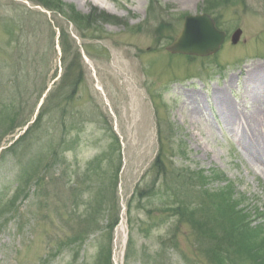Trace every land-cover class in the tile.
<instances>
[{"label":"rangeland","instance_id":"1","mask_svg":"<svg viewBox=\"0 0 264 264\" xmlns=\"http://www.w3.org/2000/svg\"><path fill=\"white\" fill-rule=\"evenodd\" d=\"M62 1L113 20L81 28L35 2L0 0V264H95L107 208L120 215L112 264H210L207 190L231 185L245 222L238 236L264 245V227L253 230L264 226V165L242 145V121L230 125L212 102L221 89L233 108L251 110L246 76L264 65V0L214 8L228 37L206 57L168 48L185 18L215 0ZM115 58L133 71L147 126L132 122L111 81ZM5 106L19 112L13 127Z\"/></svg>","mask_w":264,"mask_h":264},{"label":"trees","instance_id":"2","mask_svg":"<svg viewBox=\"0 0 264 264\" xmlns=\"http://www.w3.org/2000/svg\"><path fill=\"white\" fill-rule=\"evenodd\" d=\"M35 2L38 6L52 12H57L61 15H64L70 19H72L73 23L77 27L81 28H92L93 21L94 23L102 21H111L112 17L105 15L104 13H100V15H95L94 13L84 17L81 14L75 12L74 8L66 3H63L62 0H26ZM226 0H215V1H207L205 2L204 13L214 14V8H218L220 3H226ZM96 17V18H95ZM216 19V17H215ZM217 25L218 20L216 19ZM74 64H72L73 66ZM11 111L6 116V120H11V126L17 120L19 116V112L13 111L12 106H5ZM41 114L37 116V120L34 122V128L41 120ZM13 127V126H12ZM119 142V141H118ZM117 142V143H118ZM118 149L117 145L114 147V151ZM120 149V148H119ZM118 149V150H119ZM118 152V151H117ZM156 163H159L157 160ZM121 170V162L117 165L116 173H115V184L118 182V174ZM203 172V171H200ZM205 178L202 176L195 175L193 181L203 182ZM226 189H219L215 192H211L207 190L206 199L212 204L213 213H210V217L206 223L203 234L204 239L208 241L210 244V249L206 252V256L210 264H264V245L255 246L252 243V239L250 238V233L246 232V237L242 238L238 236V233H241L242 224H244V218L241 210H239V204L235 203L233 200L234 194H232L231 188L235 189L234 186L231 185L224 186ZM229 188V189H228ZM10 199V198H9ZM2 202H0L1 205ZM105 217L107 219V223L105 224L106 235L104 236L107 245L102 244L99 250L98 255L96 256L95 264H112V242H113V234L115 228L119 224V212L112 209H104ZM193 215V214H192ZM232 219H231V218ZM91 218H87L83 221V224L88 227H92L90 221ZM91 222V223H90ZM192 222V218L191 221ZM189 222V223H190ZM236 222V223H235ZM237 224V225H236ZM239 226V228H238ZM238 228V233L236 232ZM264 226L253 228L256 233L258 228L261 230ZM86 230L84 232H88ZM261 234L255 235V239H259ZM264 238V237H262ZM263 240V239H262ZM80 241H75L74 243H78ZM134 243H132V238L129 239L128 250L132 248ZM254 247H257L256 249ZM128 255V254H127ZM129 256H127V259Z\"/></svg>","mask_w":264,"mask_h":264},{"label":"bare ground","instance_id":"3","mask_svg":"<svg viewBox=\"0 0 264 264\" xmlns=\"http://www.w3.org/2000/svg\"><path fill=\"white\" fill-rule=\"evenodd\" d=\"M132 72L129 64L119 60V58H115L112 64V71H109L108 74L115 89L121 92L123 98L127 97L126 106L132 122L147 126L148 117L145 98L143 93L136 88L135 76ZM246 81L248 85H255L252 94L249 95V99L252 102L251 110L241 112L238 108H233L231 100L226 97L221 89L214 93L212 102L230 125L233 126L242 121L247 129L241 134V140L244 143L242 145L249 154V158L264 165V96H260L264 94V65L257 66L253 71L248 72ZM189 100L200 107L201 94L198 92L190 93ZM196 113L197 110L194 108L193 114L195 115Z\"/></svg>","mask_w":264,"mask_h":264},{"label":"water","instance_id":"4","mask_svg":"<svg viewBox=\"0 0 264 264\" xmlns=\"http://www.w3.org/2000/svg\"><path fill=\"white\" fill-rule=\"evenodd\" d=\"M242 34V30L233 34L234 44L240 41ZM225 37L226 33L217 29L211 15L188 16L183 31L168 50L172 53L206 57L220 50Z\"/></svg>","mask_w":264,"mask_h":264}]
</instances>
